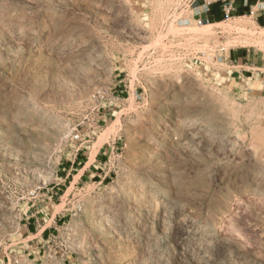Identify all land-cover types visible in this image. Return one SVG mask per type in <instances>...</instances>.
Returning <instances> with one entry per match:
<instances>
[{
    "label": "rangeland",
    "instance_id": "rangeland-1",
    "mask_svg": "<svg viewBox=\"0 0 264 264\" xmlns=\"http://www.w3.org/2000/svg\"><path fill=\"white\" fill-rule=\"evenodd\" d=\"M255 17L0 0V264H264ZM248 52L261 70L237 67ZM97 156L96 176L51 190ZM38 207L60 219L41 252L24 227Z\"/></svg>",
    "mask_w": 264,
    "mask_h": 264
},
{
    "label": "crops",
    "instance_id": "crops-1",
    "mask_svg": "<svg viewBox=\"0 0 264 264\" xmlns=\"http://www.w3.org/2000/svg\"><path fill=\"white\" fill-rule=\"evenodd\" d=\"M233 3L234 12L233 15L236 17H247L251 10L255 11V18L258 21V25L264 28V1L263 0H230ZM192 14V18L199 21H207L208 23H218L221 22L224 18V12L222 10V2L218 0H198L196 1L191 9L187 10ZM246 57H242L241 65L238 64L239 68H249V69H258L254 65H250L251 55L248 52ZM247 59V61H246ZM237 63V62H236ZM253 63V62H251ZM235 67V65L233 66ZM80 156H85V154H80ZM86 159V160H85ZM78 158L76 161H69L64 164L60 169L56 177V184L52 187L51 190L57 189L58 192L64 191L63 188L68 189L67 185H72L75 182V179L78 177V180L82 178L86 179L88 177L96 176L99 172V166L101 162L100 157L97 156L96 160L93 163H89L88 158L85 157ZM98 159V160H97ZM77 173V174H76ZM62 187L58 189L57 187ZM49 208L41 207L34 209L30 212L28 219H25L24 227L27 228V232L33 236L31 240L32 250H42L46 244L49 242V236L52 231H55L57 228L58 217L52 215L49 212ZM60 221V219L58 220ZM41 250L39 252H41Z\"/></svg>",
    "mask_w": 264,
    "mask_h": 264
},
{
    "label": "built area",
    "instance_id": "built-area-1",
    "mask_svg": "<svg viewBox=\"0 0 264 264\" xmlns=\"http://www.w3.org/2000/svg\"><path fill=\"white\" fill-rule=\"evenodd\" d=\"M182 2L185 3V8L186 10L191 9V7L193 6V4L198 1V0H181ZM219 2H222V10L224 12V16L226 17L227 20L231 19V16L234 12V7H233V3L230 0H218ZM255 11L251 10L250 12V18L255 16ZM180 24H187V21H184L183 19H180ZM76 140L79 139V136L77 135L75 137ZM51 241V239H49V242ZM48 242V243H49Z\"/></svg>",
    "mask_w": 264,
    "mask_h": 264
},
{
    "label": "bare ground",
    "instance_id": "bare-ground-1",
    "mask_svg": "<svg viewBox=\"0 0 264 264\" xmlns=\"http://www.w3.org/2000/svg\"><path fill=\"white\" fill-rule=\"evenodd\" d=\"M126 262H127V258H125V260H124L123 264H126Z\"/></svg>",
    "mask_w": 264,
    "mask_h": 264
}]
</instances>
